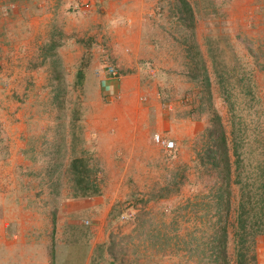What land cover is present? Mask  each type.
I'll return each instance as SVG.
<instances>
[{
	"label": "rangeland",
	"instance_id": "rangeland-1",
	"mask_svg": "<svg viewBox=\"0 0 264 264\" xmlns=\"http://www.w3.org/2000/svg\"><path fill=\"white\" fill-rule=\"evenodd\" d=\"M188 1L192 11L181 0H0V264H217L225 222L237 264L241 191L209 47L237 54L256 97L243 107L264 109V0ZM140 21L150 46L131 61L113 34ZM241 115L256 171L264 121ZM218 116L229 181L212 161ZM159 134L176 149L156 144ZM82 156L98 169L97 196L73 195L71 162ZM257 255L264 264V243Z\"/></svg>",
	"mask_w": 264,
	"mask_h": 264
},
{
	"label": "trees",
	"instance_id": "trees-1",
	"mask_svg": "<svg viewBox=\"0 0 264 264\" xmlns=\"http://www.w3.org/2000/svg\"><path fill=\"white\" fill-rule=\"evenodd\" d=\"M186 9L192 11L193 8L188 0H181ZM194 13V12H193ZM193 15V14H192ZM210 56L214 62L215 74L217 82L221 89V95L224 102L228 106L232 122V146L234 156L236 157V180L240 186L241 199L239 211L237 216V224L235 225L234 241H235V255L237 264H258L257 246L264 243V152L262 153L263 163L258 162L256 171L248 170L246 167L244 152L245 145H243V117L241 115V108L248 112L253 111L260 114L262 122L264 121L263 107H243L248 103H253L256 100L253 85L248 82V71L241 65V61L237 58V54L227 56L224 52H218L211 44L209 47ZM198 58H199V54ZM205 68V61L203 64ZM243 72V73H242ZM83 71L78 74V79H83ZM249 98L247 101L246 99ZM255 103V102H254ZM218 124H216L215 131L212 132V139L216 146H218L216 157L213 162L221 169L219 174L225 181H229L233 174L231 163L232 147L230 146V139L228 133L222 123L220 116L217 117ZM262 132V131H261ZM247 132L244 133V136ZM260 142H264V134L260 137ZM243 149V150H242ZM213 150L208 151L210 156H213ZM214 153V154H215ZM90 159L87 157H74L71 162V173L73 181V195L77 198L94 197L100 194V187L94 181L93 176H96L98 169H91L88 166ZM246 167V168H245ZM222 200L226 201L228 206V213L230 212L229 190L222 189L220 191ZM224 218V217H223ZM221 234L214 238L212 255L210 260L217 264H230L228 251V227L226 222L221 223ZM98 254L102 255L104 248H97ZM206 258L203 255L202 261Z\"/></svg>",
	"mask_w": 264,
	"mask_h": 264
},
{
	"label": "crops",
	"instance_id": "crops-1",
	"mask_svg": "<svg viewBox=\"0 0 264 264\" xmlns=\"http://www.w3.org/2000/svg\"><path fill=\"white\" fill-rule=\"evenodd\" d=\"M101 11L105 12V8H103ZM119 14H121L120 16L125 15V13L123 12ZM127 18H128V15H127ZM113 20L114 18H112V21ZM123 26L125 27L127 25H123ZM142 27H143L142 21H140L139 23L135 22L131 24L130 26L128 25V27L126 28L127 30L124 28L121 34L119 33L117 35L113 34V36L115 37L114 41L116 40L118 44L117 46L124 47V49L119 50L118 53L124 56H126L125 54L128 53L130 55L129 58L131 59V61L132 60L138 61L139 58L142 56V54H144L143 45H145V42L141 35ZM108 29L111 30V27ZM112 45L114 47V44ZM146 45L150 46V44H146ZM125 46H128V48H126ZM113 55H114V52L112 51V56Z\"/></svg>",
	"mask_w": 264,
	"mask_h": 264
},
{
	"label": "built area",
	"instance_id": "built-area-1",
	"mask_svg": "<svg viewBox=\"0 0 264 264\" xmlns=\"http://www.w3.org/2000/svg\"><path fill=\"white\" fill-rule=\"evenodd\" d=\"M107 74L114 79H118L121 76L119 69L112 64L107 66ZM155 142L156 144L163 146L167 151H174L176 149V143L174 141L166 140L160 134L156 135Z\"/></svg>",
	"mask_w": 264,
	"mask_h": 264
}]
</instances>
